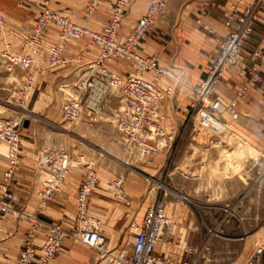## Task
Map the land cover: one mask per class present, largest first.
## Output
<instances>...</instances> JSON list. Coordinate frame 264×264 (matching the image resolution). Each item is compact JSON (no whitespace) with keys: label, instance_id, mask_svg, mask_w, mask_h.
<instances>
[{"label":"rangeland","instance_id":"obj_1","mask_svg":"<svg viewBox=\"0 0 264 264\" xmlns=\"http://www.w3.org/2000/svg\"><path fill=\"white\" fill-rule=\"evenodd\" d=\"M8 1L10 2L8 12L12 17L8 16L4 9L3 11L0 9L6 18V26L0 31L1 48L7 41L13 40L11 30L22 29L21 25L26 19L29 23L33 20L32 16L15 18L19 5L26 0ZM54 1L62 3L65 0ZM174 1H168L164 16L149 31L156 29L175 31L182 23L190 21L191 18H185L182 10L189 0H181L182 6L179 4L180 0ZM52 9L69 15L75 22L87 25L93 30L103 28L104 18H94L96 13L88 19L85 10L79 13L70 7L59 8L56 5H53ZM166 33L169 35V32ZM16 41L20 42V45L13 50L18 53L26 51L25 47L20 49L22 42L17 39ZM68 43L71 44V48L75 47L78 50L73 56L81 55L82 62L45 67L43 71H38L35 66L37 64L47 66V61L44 57L37 56L32 68L35 76L34 91L26 102L20 101L18 97L27 72L18 66L12 70L7 67L0 68V124L8 120H20L21 159L15 171L25 160L23 166H30L34 174L35 189L38 185L40 188V182L43 181V175L39 170L41 152L46 148H66L74 161L67 174L66 183L58 194L67 189L70 183L80 185L88 166L91 165L99 176L95 190L107 187L108 195L114 202L112 211H117L120 216L124 215L127 218V226L118 242H112L106 231L105 222L99 215L92 214L101 222L108 246L113 250H130L133 228L136 230L141 224L142 215L148 207L163 199L174 226V214L179 208H188L197 218L200 231L203 230L207 234L208 246L201 253L200 264H227L239 256L246 239L248 241L250 238L254 253L258 245L264 241L254 237V234L264 226V135L240 133L234 125L235 122L230 121L228 131L222 140L213 139V144H207L189 113L184 124L178 127L180 134L171 150L141 160L125 148L117 133L115 121L120 110L122 94L119 89L110 91L102 98L97 104L99 108L97 111L90 113L86 110L77 120H67L63 117L62 103L77 94L75 84L88 71L85 64L96 60L99 51L87 38L70 40ZM138 51L143 54L139 48ZM117 61L128 69L125 73L134 72L129 62ZM161 64L177 67L183 74L182 80L185 78L186 72L180 66L162 62ZM260 92L262 93L261 90ZM42 93L44 100L36 107ZM169 100V104L175 106L178 100H181V95L175 91ZM259 103L250 106L252 116H258L256 113L264 110V105ZM228 119L230 120L229 117ZM242 122L240 119L237 125L241 127ZM165 124L168 127H177L178 121L175 117L167 116ZM1 163L8 164L4 146L0 149V165ZM120 179L122 182L120 186H113L112 182ZM151 187L156 189L152 191ZM167 187L182 193L187 199L180 198ZM56 195L51 202H55ZM93 196L92 194L91 199ZM76 200L77 196L70 198L69 204L73 206V210L67 213L70 232L76 215ZM16 208L18 213L9 214L28 220L31 227L30 220L20 212L32 214L36 212L27 211L18 205ZM56 222L64 224L65 221ZM114 235L115 232H111L113 238ZM60 254L70 259L65 260L58 256ZM54 259L59 264H106L101 253L71 236L65 237Z\"/></svg>","mask_w":264,"mask_h":264},{"label":"built area","instance_id":"obj_2","mask_svg":"<svg viewBox=\"0 0 264 264\" xmlns=\"http://www.w3.org/2000/svg\"><path fill=\"white\" fill-rule=\"evenodd\" d=\"M129 1L115 2L112 16L101 30H93L87 25L75 22L69 15L52 9L49 0L45 1L28 35L18 37L26 51L15 52L12 42L7 41L4 47H0V68L7 67L12 70L18 66L27 72L19 90L20 100L26 102L34 91L35 76L32 68L36 57H44L47 61V66H35L38 71L61 64L81 63V55H66L67 43L70 40L87 38L98 47L99 55L96 60L85 64L88 71L75 84L77 94L62 103V115L67 120H77L86 110L90 113L97 111V104L102 98L110 91L119 89L122 94L116 119L118 136L125 148L139 159L145 160L152 155L171 150L177 142L180 129L165 125L167 116L164 104L174 96L183 74L177 67L162 65L160 52L143 55L138 51L145 34L164 16L169 0H149L147 10L140 16L132 31L122 35L120 30ZM263 5L264 0H253L243 8L232 5L224 17V28L227 31L225 35L208 24L204 25V37L214 41L219 52L214 63L204 69L206 78L192 88L193 99L189 107L194 123L198 122L200 126L218 132L221 129L216 122L223 121L222 114L225 110H228L234 121L239 119L237 106L246 96L251 84L259 85L264 93V75L260 64L264 62V51L261 49L264 33L257 47L248 46L262 19ZM99 7L100 0H89L86 17L91 18ZM5 26L6 18L0 11V31ZM50 27L57 29L58 40L45 52L48 37L46 32ZM115 60L129 62L134 72L124 78L108 67ZM229 70H233L243 79V87L229 102H224L216 96V92ZM168 80L170 83H167ZM3 146L6 147L9 168L0 183V215L18 212L15 193L9 190V185L21 159L20 120H8L0 124V149ZM70 163L71 155L64 147L46 148L41 152L39 170L43 175L44 188L39 192V208H46L62 189L71 167ZM98 183L99 176L89 165L78 189L72 232L61 222H50L39 218L37 214L21 212L30 220L31 227L15 264H50L66 236H71L101 253L106 264H196V259L192 262H180L173 258H163L157 253L165 233L174 224L163 199L155 202L146 211L142 223L134 231L130 250L111 249L102 231L101 222L89 211L91 197ZM112 183L119 187L122 182L120 179ZM39 228L46 230L41 246L35 243ZM185 250L194 253L191 246H186ZM263 253L264 243L258 245L246 264H261Z\"/></svg>","mask_w":264,"mask_h":264},{"label":"crops","instance_id":"obj_3","mask_svg":"<svg viewBox=\"0 0 264 264\" xmlns=\"http://www.w3.org/2000/svg\"><path fill=\"white\" fill-rule=\"evenodd\" d=\"M15 1V0H14ZM47 0H26L25 3L19 5V10L15 18H28L33 17V20L29 23L28 20L21 25L22 29L11 30L10 34L13 37L12 44L14 48L20 45L16 41L19 40V36H23L29 33L35 19L40 12V9L44 6ZM84 1V2H83ZM65 0L62 3H55L54 0H49V6L52 8L56 5L59 8L70 7L71 9L78 10L82 13L86 11L88 2L85 0ZM117 0H100L99 11L97 10L93 16L94 18H104L102 27H104L112 16L114 4ZM176 1V0H175ZM174 1V2H175ZM64 2V3H63ZM172 2V3H174ZM253 0H189L183 8V14L185 18H191L188 23L180 25L177 30H154L148 31L141 44L139 50L143 55H148L155 52H160V62L165 64L178 65L186 72L185 78L182 82L176 86V92L181 95V100H178L177 105L171 106L170 100L167 99L164 104V111L166 116L175 117L180 127L184 124L187 115L190 113V103L193 99V86L199 84L206 78L204 69L210 67L219 52L218 45L211 40L204 38V25L208 24L216 31H219L223 35L226 34L224 28V17L230 10L232 5H236L240 8L250 5ZM149 0H130L127 6V10L124 16L123 24L120 32L122 35L129 33L134 28L136 22L140 16L147 10ZM180 6L183 2L180 0ZM10 2L8 0H0V9L12 17L8 12ZM174 18V17H167ZM22 20V19H21ZM29 25H27L28 23ZM166 32H169L167 35ZM264 33V5L262 10V19L256 28V32L252 39L249 41V48H255L260 44V39ZM47 43L45 52L48 51V47L58 40V31L54 27H50L46 32ZM167 35V36H166ZM16 41V42H15ZM14 42V43H13ZM23 46H20L22 49ZM261 49L264 51V43L261 44ZM25 52V51H24ZM94 52V51H93ZM78 53L76 48H71V44L67 43L66 55L72 56ZM99 51L97 52V57ZM261 67L264 75V62H261ZM108 67L114 71L119 72L124 78L129 74L125 73L128 69L122 66L121 62L117 60L108 64ZM125 69V70H124ZM243 87V79L238 77L233 70H229L225 73L223 79L218 85L216 96L222 99L224 102H229L237 92ZM261 88L257 84H251L246 93V96L242 98L237 106L240 112V119L243 120L242 125L238 126V122H235L236 128L240 133L264 135V110L256 113L258 116H252L250 106L255 103L264 105V94L260 92ZM44 100V93L40 95L37 100L36 107H39ZM250 102V103H249ZM255 102V103H254ZM255 107V106H254ZM264 107V106H263ZM261 108V105H259ZM253 109V108H252ZM262 109V108H261ZM256 111H254L255 113ZM259 119V120H258ZM258 120V121H257ZM252 122V123H251ZM167 126V124H165ZM168 127V126H167ZM171 128V127H168ZM242 128V129H241ZM242 130V131H241ZM25 151V150H24ZM27 158V157H26ZM24 160V157H23ZM25 162V160H24ZM22 165L14 172L11 179L9 190L15 193V204L27 211L36 212L39 218L50 221H65L64 226L71 228L68 224L67 213L73 210V206L70 205V198H76L80 185L73 183L68 184L67 189L56 195L55 202H50L46 208H39L41 197L40 190L44 188L40 182L39 185L34 187V177L30 166ZM9 164L0 165V183L3 181L4 173L8 169ZM231 177H223V179H230ZM81 184V183H80ZM107 188V187H106ZM104 187L97 188L93 193V198L90 201V214L96 215L105 222L106 231L110 236L111 241L119 240L122 232L127 226L126 216H120L117 211H112L111 207L114 205L111 197L108 195V191ZM40 189V190H39ZM156 188H152L154 191ZM168 190L175 193L182 199H187L182 193L167 187ZM0 196L2 191L0 190ZM151 207V206H150ZM148 207V208H150ZM148 208L142 215V220ZM117 213V214H116ZM92 215V216H93ZM175 226L171 227L164 235V241L157 248V253L163 258H173L177 261H193L196 259V264H200L201 253L206 248L208 236L203 230L200 231L197 218H195L193 211L188 208H179V211L174 214ZM141 220V223H142ZM29 221L24 218H17L12 214L3 213L0 216V264H15L20 252L25 246L27 233L29 230ZM133 228V227H132ZM134 230L132 235L134 238ZM111 232H115L114 238L111 236ZM46 236V230L39 228L37 230V237L35 243L41 246ZM255 239H264V226H262L255 234ZM211 240V239H210ZM252 238L248 241L246 239L243 249L239 256L227 264H243L252 256ZM264 243V241H263ZM132 244V240H131ZM209 244V242H208ZM79 246V245H78ZM186 246H191L194 249V253H188L185 250ZM82 247V246H81ZM80 247V248H81ZM77 248V247H76ZM65 260L70 259L63 254L58 255ZM58 257V258H60ZM86 259V258H84ZM57 261V260H56ZM59 261V260H58ZM36 264V263H34ZM50 264H59L53 259ZM261 264H264V253L261 257Z\"/></svg>","mask_w":264,"mask_h":264},{"label":"bare ground","instance_id":"obj_4","mask_svg":"<svg viewBox=\"0 0 264 264\" xmlns=\"http://www.w3.org/2000/svg\"><path fill=\"white\" fill-rule=\"evenodd\" d=\"M25 78V76H24ZM18 99L20 100V93H19V97ZM21 101V100H20ZM228 117L230 118V120L228 119ZM239 118H240V114H239ZM222 122H216L218 127H220V131H213L212 129H207V128H204L202 126L199 125V123L197 122L196 123V126H198L200 129V135H202V138L204 139V141L207 143V144H213V139H220V141L222 140V138L225 136L226 132L228 131V127H229V122L232 121V122H237V121H234L231 117V115L229 114L228 110H225L222 114ZM116 122V121H115ZM116 124V123H115ZM117 128V127H116ZM241 142V141H240ZM73 161L74 159L71 158V163L70 165H73ZM9 168V167H8ZM18 213V212H17ZM20 214H22L20 212ZM104 263H106V260L104 261Z\"/></svg>","mask_w":264,"mask_h":264}]
</instances>
